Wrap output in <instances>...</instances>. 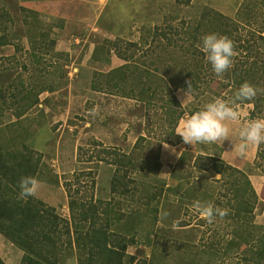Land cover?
Returning <instances> with one entry per match:
<instances>
[{"label": "rangeland", "instance_id": "1", "mask_svg": "<svg viewBox=\"0 0 264 264\" xmlns=\"http://www.w3.org/2000/svg\"><path fill=\"white\" fill-rule=\"evenodd\" d=\"M242 1L0 0V38L5 35L9 40L0 45V141L16 147L24 140L42 153L36 197L55 206L62 217L71 216L67 183L76 176L80 181L72 186L80 188V195L121 202L127 213L122 232L136 237L127 249L136 258L131 264H240L246 244H231L238 224L226 204L228 198L221 194L226 184L218 181L220 174L192 166L199 152L221 155L248 173L259 194L255 222L264 225V174L256 167L264 144L249 147L243 157L234 147L240 142L239 129L250 119L264 117L250 115L254 105L239 104L243 117L229 122L233 141H220L225 147L220 142L191 145L172 133L160 99L145 105L136 96L141 79L153 86L169 84L181 102L185 99L186 112L179 123L191 115L190 108L203 107L217 97L230 100V83L209 68L202 70L200 88L186 97L193 86L187 73L195 68L193 56L202 43L195 42L190 31L205 6L234 17ZM155 27L174 44L149 37ZM128 63L130 80L122 92L111 87L102 73ZM47 87L59 91L44 99L48 107L36 104L29 109ZM159 96L168 97L166 92ZM139 137L136 168L116 164L117 153H131ZM186 150L192 155L182 161ZM119 167L120 173H127L130 192L123 193V186L112 191ZM159 187L164 194L146 205L145 196ZM195 201L227 209V215L209 224L191 210ZM0 237L6 263L20 264L24 251L1 233ZM65 264H77V256Z\"/></svg>", "mask_w": 264, "mask_h": 264}, {"label": "trees", "instance_id": "2", "mask_svg": "<svg viewBox=\"0 0 264 264\" xmlns=\"http://www.w3.org/2000/svg\"><path fill=\"white\" fill-rule=\"evenodd\" d=\"M209 33L227 36L234 42L236 55L233 58V65L221 76L231 85V99L243 83L253 84L258 89L256 97L238 103L240 105L252 103L254 107L250 115L264 116V51L262 50L264 49V0H243L234 17L205 6L190 35L195 42H201L204 34ZM148 36L153 40L164 39L174 44L173 38L160 27L150 29ZM0 39V45L9 44L7 36H1ZM110 44L114 43L110 41ZM129 46L138 47L139 44L129 42ZM119 53L124 57V53L120 51ZM193 60L195 68L187 73L192 79L190 82L193 85L190 88L192 92L200 88L199 82L203 79L202 70L212 69L201 48L196 49ZM130 68L129 63L123 64L102 75L111 87L124 92L130 80ZM136 86L139 88L136 96L145 105L153 104L156 99L161 100L160 107L172 125V133L175 134L186 108L169 84L159 83L153 86L148 84L147 80L141 79ZM93 87H96V84ZM161 92H166L168 97L159 96ZM133 93L135 88H132L129 95L133 96ZM38 96L28 105L29 109L38 104ZM201 108L202 106H196L190 108L188 112L192 114ZM176 137L179 142L183 141L180 136L176 135ZM140 138L137 139L131 153L114 152L118 154L115 159L116 164L126 169L136 168L135 156ZM13 146L0 141V233L24 251L20 264H65L72 255L77 256V264H131L135 261V257L128 255L127 249L129 244L136 243V237L124 234L120 226L127 216L121 202L115 199L96 198L94 195L91 198L80 195V188L72 186L76 182L79 183V176H76L77 179L73 182L67 183L71 213L69 219L62 217L55 206L48 205L36 196L28 197L26 200L21 199L20 180L25 176L37 178L43 165V155L24 140L21 141L20 146ZM104 152L109 155L113 153L108 150ZM191 155L192 152L186 150L181 154L180 159L187 161ZM257 157L256 167L261 168L264 174V146L259 147ZM100 159L107 160V156L104 158L101 156ZM192 166L205 173L212 171L220 174L221 178L218 181L226 184L227 190L221 194L228 198L226 204L231 207L233 217L238 224L231 244L237 247L241 242L246 244L238 260L239 263L264 264V225L255 222L259 194L248 173L242 168L229 164L221 155L208 152H199ZM121 167L112 178V191H118L123 186L121 191L127 193L131 191L132 186L126 181L127 173H120ZM93 183L95 185L96 179ZM181 187L182 182H179L177 192ZM206 193L214 196L209 190ZM163 194L164 189L159 187L155 192L145 196L144 203L150 205ZM220 202L224 204V201ZM0 264H7L1 254Z\"/></svg>", "mask_w": 264, "mask_h": 264}, {"label": "clouds", "instance_id": "3", "mask_svg": "<svg viewBox=\"0 0 264 264\" xmlns=\"http://www.w3.org/2000/svg\"><path fill=\"white\" fill-rule=\"evenodd\" d=\"M200 47L217 76H222L232 67L236 51L234 42L229 37L216 33L206 34L202 37ZM257 92L258 89L253 84L243 83L235 91L232 99L214 98L187 119L182 120L175 134L180 136L185 144L191 145L198 143L209 145L218 141L224 142L226 139L233 141L229 122H237L243 117L238 102L250 101L256 97ZM189 93L190 85L186 97ZM238 137L239 144L236 145L234 142L233 144L241 157L247 154L249 147L264 144V117L248 120L239 129ZM165 147L168 145L165 144ZM19 186L20 198L26 200L28 197L36 196L39 182L33 176H25L21 178ZM191 210L205 218L209 224H213L217 217L223 218L227 215V209L200 201H195Z\"/></svg>", "mask_w": 264, "mask_h": 264}, {"label": "crops", "instance_id": "4", "mask_svg": "<svg viewBox=\"0 0 264 264\" xmlns=\"http://www.w3.org/2000/svg\"><path fill=\"white\" fill-rule=\"evenodd\" d=\"M32 91L30 90V89H28V93H31ZM59 91H58V88H43V90L40 92V94H39V97H40V102L38 103L41 107L43 106V107H48L47 105H45L44 103H43V101H44V99H46L47 97H49V96H54V95H56L57 93H58ZM44 94V98L41 96V95H43ZM46 95V96H45ZM34 107V106H33ZM32 107V108H33ZM49 113V112H48ZM24 115H27L26 113H24L23 114V116ZM218 142H220V141H218ZM220 144L223 146V147H225L221 142H220ZM185 147V146H184ZM237 165H239V164H237ZM260 185H261V183H260ZM2 239H1V237H0V241H1Z\"/></svg>", "mask_w": 264, "mask_h": 264}]
</instances>
